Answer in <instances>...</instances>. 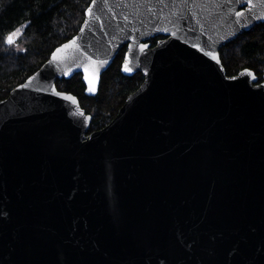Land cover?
Segmentation results:
<instances>
[{
    "label": "water",
    "instance_id": "obj_1",
    "mask_svg": "<svg viewBox=\"0 0 264 264\" xmlns=\"http://www.w3.org/2000/svg\"><path fill=\"white\" fill-rule=\"evenodd\" d=\"M262 22L264 0H91L0 100V264H264V74L221 58ZM125 46L144 81L91 130L57 80L96 95Z\"/></svg>",
    "mask_w": 264,
    "mask_h": 264
},
{
    "label": "trees",
    "instance_id": "obj_2",
    "mask_svg": "<svg viewBox=\"0 0 264 264\" xmlns=\"http://www.w3.org/2000/svg\"><path fill=\"white\" fill-rule=\"evenodd\" d=\"M91 0H0V100L36 72L55 48L80 29ZM12 34L13 43H8ZM17 37V38H16ZM161 37V36H158ZM153 44L157 37L151 39ZM20 47V49H19ZM127 47L122 48L104 71L96 95L85 94L81 74L58 79L61 90L76 94L81 105L93 115L91 130L106 126L118 113L129 94L144 81L142 73L121 71ZM227 74L253 69L260 80L264 74V22L221 48Z\"/></svg>",
    "mask_w": 264,
    "mask_h": 264
},
{
    "label": "snow or ice",
    "instance_id": "obj_3",
    "mask_svg": "<svg viewBox=\"0 0 264 264\" xmlns=\"http://www.w3.org/2000/svg\"><path fill=\"white\" fill-rule=\"evenodd\" d=\"M90 11V10H89ZM14 41H13V38H12V36H9L8 37V43L9 44H12ZM74 43V42H73ZM70 45H64V48H67V47H69ZM58 51H60V50H58ZM56 57H54V59H55ZM127 70H130V69H127ZM91 91H94V89H90ZM57 95H61V93H57ZM68 99H72V100H74L75 98L74 97H68ZM81 115H83V113H81Z\"/></svg>",
    "mask_w": 264,
    "mask_h": 264
},
{
    "label": "flooded vegetation",
    "instance_id": "obj_4",
    "mask_svg": "<svg viewBox=\"0 0 264 264\" xmlns=\"http://www.w3.org/2000/svg\"><path fill=\"white\" fill-rule=\"evenodd\" d=\"M161 37H164V36H161ZM161 37H157V40H158L159 38H161Z\"/></svg>",
    "mask_w": 264,
    "mask_h": 264
},
{
    "label": "rangeland",
    "instance_id": "obj_5",
    "mask_svg": "<svg viewBox=\"0 0 264 264\" xmlns=\"http://www.w3.org/2000/svg\"><path fill=\"white\" fill-rule=\"evenodd\" d=\"M17 38V37H16ZM19 49H20V47H19Z\"/></svg>",
    "mask_w": 264,
    "mask_h": 264
}]
</instances>
